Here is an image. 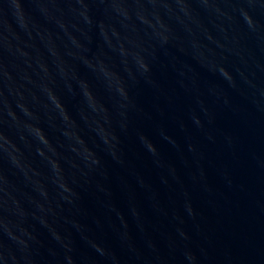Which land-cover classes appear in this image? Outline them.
Segmentation results:
<instances>
[{
	"label": "water",
	"instance_id": "water-1",
	"mask_svg": "<svg viewBox=\"0 0 264 264\" xmlns=\"http://www.w3.org/2000/svg\"><path fill=\"white\" fill-rule=\"evenodd\" d=\"M0 264H264V0H0Z\"/></svg>",
	"mask_w": 264,
	"mask_h": 264
}]
</instances>
